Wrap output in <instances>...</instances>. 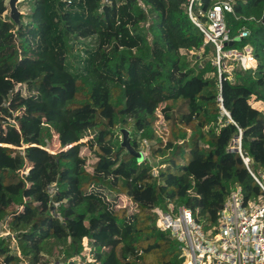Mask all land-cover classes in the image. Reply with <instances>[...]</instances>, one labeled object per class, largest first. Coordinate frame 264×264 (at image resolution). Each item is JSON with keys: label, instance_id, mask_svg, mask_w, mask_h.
<instances>
[{"label": "trees", "instance_id": "trees-1", "mask_svg": "<svg viewBox=\"0 0 264 264\" xmlns=\"http://www.w3.org/2000/svg\"><path fill=\"white\" fill-rule=\"evenodd\" d=\"M29 1L19 27L0 0V225L9 220L11 232L0 236V264H182L156 206L182 204L211 224L231 191L245 201L263 193L255 177L264 184V0H232L225 48L251 45L258 66L230 61L231 71L219 69L189 0ZM218 1H194L199 22ZM160 117L174 122L131 130L132 146L147 152L141 161L119 130L76 144ZM230 127L243 157L220 151ZM44 155L37 175L26 170L27 158Z\"/></svg>", "mask_w": 264, "mask_h": 264}, {"label": "built area", "instance_id": "built-area-1", "mask_svg": "<svg viewBox=\"0 0 264 264\" xmlns=\"http://www.w3.org/2000/svg\"><path fill=\"white\" fill-rule=\"evenodd\" d=\"M194 1L189 0V15L205 33L206 41L216 46V63L219 69L223 67L229 71L228 68L233 66L229 64L230 61L244 68H256L258 59L251 45H246L243 49L225 48L234 40L226 17L227 12H233L232 0H220L211 7L205 13L208 18L207 25L199 22L194 16ZM263 20L264 8L262 23ZM248 34L249 31L244 28L238 37ZM223 110L230 117L229 113ZM238 151L243 157L241 138ZM244 161L248 164L249 159L244 158ZM255 178L263 193L245 201L242 189L231 191L218 211L216 221L211 224L198 221L193 211L182 204L169 203L167 210L160 206L154 208L157 213V226L161 230L169 231L178 240L182 250V264H264V184ZM8 221L3 226L0 225V234L10 235ZM11 236L14 237L12 234ZM12 247L21 255L14 239ZM89 249L87 246L84 255H87ZM24 261L23 259L21 262Z\"/></svg>", "mask_w": 264, "mask_h": 264}, {"label": "rangeland", "instance_id": "rangeland-1", "mask_svg": "<svg viewBox=\"0 0 264 264\" xmlns=\"http://www.w3.org/2000/svg\"><path fill=\"white\" fill-rule=\"evenodd\" d=\"M9 0H6V5H7V9L5 10L4 14L6 16L9 15L10 13V6L8 4ZM29 7H30V1L29 0H23L19 3V9L24 13L23 17H22V20L26 23V20H27V16L25 15L28 10H29ZM37 21V19H35ZM45 24V22H44ZM23 32H25V34H28V30H24ZM232 66H230L228 69L229 71L232 70ZM257 106H259L263 112H264V103H261V102H258L257 103ZM19 114H23L22 111L19 112ZM158 119H162L164 120L162 117L158 118ZM177 120H175L176 122ZM174 121H167V120H164L163 121H160V122H157V123H154V124H149L147 126H137L135 125L134 123H118L117 125H115L114 127H109V128H103L102 130H100L99 132L97 131H92L90 132L89 134L85 135L82 139V142H85V143H90L92 142L95 138H97L100 134H107L108 132H110L111 130H119L120 127H127L129 128L130 130H135V129H148L150 127H155V128H158L159 126L165 124V123H172ZM46 125L48 126V128H50V133L53 137H55L56 135V131H55V128L54 126L50 125V124H47ZM184 126V125H183ZM3 132H5V130H3ZM241 133L240 132H237L235 130H233L231 127L229 128L228 131L224 132L221 140H220V151L222 152V154H229V153H232L233 151H238L239 150V139L241 138ZM121 140H122V135H121ZM11 147H14L15 149L17 150H20V151H23L24 148L26 146H23V147H17V146H13V145H10ZM62 148L60 147L59 148V151H61ZM48 152L50 150H47ZM143 154H144V157L147 156V152L146 151H142ZM239 152V151H238ZM82 155L86 158L87 162H88V167L90 168V166L93 164V161H94V157L92 155V153L90 152V150L86 147H83L82 148ZM45 158V155L44 156H41L39 158V160L37 162H34L35 160H30L29 158H27V163H26V170L27 171H31L33 173V175H37L39 173V171L41 170V164H42V161L43 159ZM121 203L123 205L125 204H130L131 201L126 199L125 197H123L121 199ZM0 236H2V234H0ZM88 246L90 247V244H88ZM57 251L58 249L57 248H51L50 249V252H48V257L49 259L52 260V258L57 255ZM28 264V261L25 260L24 263L20 262V264Z\"/></svg>", "mask_w": 264, "mask_h": 264}, {"label": "water", "instance_id": "water-1", "mask_svg": "<svg viewBox=\"0 0 264 264\" xmlns=\"http://www.w3.org/2000/svg\"><path fill=\"white\" fill-rule=\"evenodd\" d=\"M23 0H9L8 4L10 6V13L9 17L18 24L19 27H21L25 22L22 20V15L24 14L20 9H19V3ZM264 23V20H263ZM233 44V41L230 42V45ZM178 123H180L178 121ZM119 132L122 134V140H121V146L127 149V151L136 157L141 161L143 160L144 154L142 151H137L131 144V130L125 126L119 128ZM82 141L76 142V144L80 143ZM247 164V162L245 161Z\"/></svg>", "mask_w": 264, "mask_h": 264}]
</instances>
